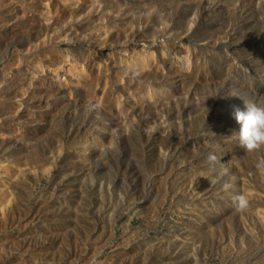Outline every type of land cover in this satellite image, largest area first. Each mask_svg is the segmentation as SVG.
I'll use <instances>...</instances> for the list:
<instances>
[{
  "label": "rangeland",
  "instance_id": "374dc122",
  "mask_svg": "<svg viewBox=\"0 0 264 264\" xmlns=\"http://www.w3.org/2000/svg\"><path fill=\"white\" fill-rule=\"evenodd\" d=\"M247 101L264 0H0V264H264Z\"/></svg>",
  "mask_w": 264,
  "mask_h": 264
},
{
  "label": "clouds",
  "instance_id": "9594fccd",
  "mask_svg": "<svg viewBox=\"0 0 264 264\" xmlns=\"http://www.w3.org/2000/svg\"><path fill=\"white\" fill-rule=\"evenodd\" d=\"M233 117L239 124V133L236 134L239 144L248 152L259 151L264 148V104L254 101L244 102V108L233 107ZM214 161L215 156H209ZM264 170V158H261L258 165ZM239 207H244L247 200L244 196L234 197Z\"/></svg>",
  "mask_w": 264,
  "mask_h": 264
},
{
  "label": "water",
  "instance_id": "95a60500",
  "mask_svg": "<svg viewBox=\"0 0 264 264\" xmlns=\"http://www.w3.org/2000/svg\"><path fill=\"white\" fill-rule=\"evenodd\" d=\"M264 248H262V249H260L253 257H255V256H257L258 254H260V252H262V250H263ZM252 257V258H253ZM252 258H250L247 262H249Z\"/></svg>",
  "mask_w": 264,
  "mask_h": 264
}]
</instances>
